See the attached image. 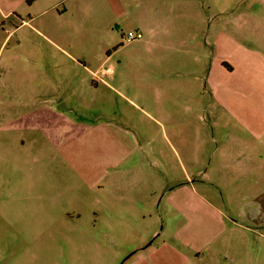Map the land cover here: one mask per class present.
Returning a JSON list of instances; mask_svg holds the SVG:
<instances>
[{
  "label": "rangeland",
  "instance_id": "1",
  "mask_svg": "<svg viewBox=\"0 0 264 264\" xmlns=\"http://www.w3.org/2000/svg\"><path fill=\"white\" fill-rule=\"evenodd\" d=\"M33 1L0 0V264H264V0Z\"/></svg>",
  "mask_w": 264,
  "mask_h": 264
},
{
  "label": "crops",
  "instance_id": "2",
  "mask_svg": "<svg viewBox=\"0 0 264 264\" xmlns=\"http://www.w3.org/2000/svg\"><path fill=\"white\" fill-rule=\"evenodd\" d=\"M36 3H38V1L34 0L33 3L30 4V6L33 7ZM32 19H34V18H32ZM136 30L144 31L146 33H148V32L149 33H154V34L156 33V29L155 28L154 29L147 28V25L142 20H137V28H136ZM215 93L217 94L216 91H215ZM239 164L242 167H249V166L252 167L253 162H240ZM231 222H232L233 225H235V226H237V227H239L241 229V234H239V239L237 241V247H240L242 245L245 248H247V244H248V248L252 247V245L254 244V238H255L254 237V235H255L254 230L251 227H249V226H247L245 224H242V223H240L238 221H231ZM243 234H245V236H240V235H243ZM244 243H245V245H244ZM222 245H223V243H222ZM163 247H164V244H162V247H159V246L156 247L154 250H152L149 253L148 256H151L152 252H154L156 254L159 253L163 249ZM174 253H175L174 249H169L168 252L166 253V255H163V256H160V257L156 256L154 258V260L153 259L147 260V261H145L146 263L143 262V264L144 263L145 264H174V260L177 257V255H176L177 252L175 253V256H174ZM235 254H236L237 259L234 262V264H244L243 261L241 259H239L240 256L238 255V253H235ZM183 257H184V260H183L182 264H192V262L186 257V255L183 256ZM251 258H252V256H251ZM247 262H248V264L252 263V261L249 263V259H248Z\"/></svg>",
  "mask_w": 264,
  "mask_h": 264
},
{
  "label": "built area",
  "instance_id": "3",
  "mask_svg": "<svg viewBox=\"0 0 264 264\" xmlns=\"http://www.w3.org/2000/svg\"><path fill=\"white\" fill-rule=\"evenodd\" d=\"M143 34L140 31H129L126 36V41L128 43L134 42L136 40L142 39Z\"/></svg>",
  "mask_w": 264,
  "mask_h": 264
}]
</instances>
